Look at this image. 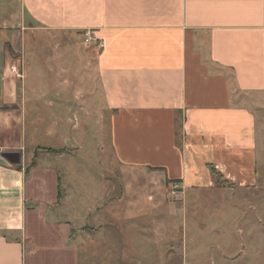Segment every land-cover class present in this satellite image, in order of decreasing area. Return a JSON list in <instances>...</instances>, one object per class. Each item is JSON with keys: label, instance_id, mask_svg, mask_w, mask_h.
<instances>
[{"label": "crops", "instance_id": "0c3cea01", "mask_svg": "<svg viewBox=\"0 0 264 264\" xmlns=\"http://www.w3.org/2000/svg\"><path fill=\"white\" fill-rule=\"evenodd\" d=\"M8 1L0 0L8 14L0 16V46L27 51L22 71L0 49V264H80L81 229L99 226L106 237L112 223L111 198L93 195L86 214L68 196L70 167L53 161L72 153L34 144L28 109H49V123L59 125L57 110L79 109L91 92L109 112L114 159L137 172L138 184L147 177L151 186L198 191L213 185L212 167L236 181L264 166L263 122L249 109L264 94V0ZM85 29L102 49L81 42ZM35 94L46 95L39 102ZM29 125L37 128L35 116ZM5 151L20 152V162Z\"/></svg>", "mask_w": 264, "mask_h": 264}, {"label": "rangeland", "instance_id": "374dc122", "mask_svg": "<svg viewBox=\"0 0 264 264\" xmlns=\"http://www.w3.org/2000/svg\"><path fill=\"white\" fill-rule=\"evenodd\" d=\"M9 36L3 37L5 41ZM25 36L21 34L19 38L23 40ZM6 47L0 49L6 50L10 63L16 62L23 71L26 46ZM14 76L11 75L23 90V79ZM79 80L72 77L70 82ZM89 84L88 77H83L81 87ZM88 94L92 95L89 91L81 94L79 109L57 110L62 115L57 119L59 125L49 123L47 115L51 114L46 108L28 109L27 117V134L30 140L36 137L34 144L59 147L73 154L60 157L61 161L54 159L53 163L59 169L70 167L66 190L80 203V211L86 205L87 214L93 195L101 198L100 202L112 200V212L106 216L112 223L104 230L106 237L95 231L99 226L89 227L86 223L81 229L80 264H264V166L256 170L255 177L244 173L236 181L224 179L214 169L213 185L198 191L182 192L177 188L172 192L171 186L148 185L147 177L138 184L134 178L137 172L125 171L114 159L109 142V112L96 106ZM41 95L46 94H35L32 99L40 102ZM50 96L57 99V94ZM256 101L259 105L251 103L249 109L263 122L264 130V94ZM248 104L246 101V107ZM33 116L39 122L37 128L29 125ZM41 118L45 120L43 125L49 123L48 127H52L47 136ZM56 128H60L57 134ZM11 133L16 139L18 133ZM102 242H106V248ZM126 248L134 252L121 251Z\"/></svg>", "mask_w": 264, "mask_h": 264}, {"label": "built area", "instance_id": "2783aa9c", "mask_svg": "<svg viewBox=\"0 0 264 264\" xmlns=\"http://www.w3.org/2000/svg\"><path fill=\"white\" fill-rule=\"evenodd\" d=\"M80 39L81 42L86 46L95 45L98 49H102L104 47V41L101 38L95 36L92 30L89 29L82 30L80 32ZM10 72L16 75L17 77L21 76L18 67H16L15 64L10 66ZM171 190L172 192H175L176 190H178L177 186L172 184Z\"/></svg>", "mask_w": 264, "mask_h": 264}, {"label": "water", "instance_id": "95a60500", "mask_svg": "<svg viewBox=\"0 0 264 264\" xmlns=\"http://www.w3.org/2000/svg\"><path fill=\"white\" fill-rule=\"evenodd\" d=\"M2 156L9 161L10 163H19L20 162V152L16 151H5L2 153Z\"/></svg>", "mask_w": 264, "mask_h": 264}, {"label": "trees", "instance_id": "16d2710c", "mask_svg": "<svg viewBox=\"0 0 264 264\" xmlns=\"http://www.w3.org/2000/svg\"><path fill=\"white\" fill-rule=\"evenodd\" d=\"M47 149L50 150V151H55L56 152V150H54L52 148H47ZM211 171H212V173L215 172L213 167L211 168ZM58 197H60V191H59V189H58Z\"/></svg>", "mask_w": 264, "mask_h": 264}]
</instances>
